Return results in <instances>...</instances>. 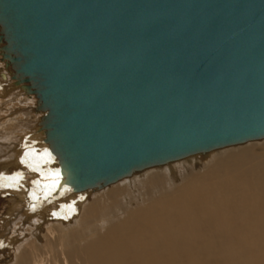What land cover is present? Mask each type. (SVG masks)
I'll list each match as a JSON object with an SVG mask.
<instances>
[{"label": "water", "instance_id": "95a60500", "mask_svg": "<svg viewBox=\"0 0 264 264\" xmlns=\"http://www.w3.org/2000/svg\"><path fill=\"white\" fill-rule=\"evenodd\" d=\"M0 26L21 55L7 54L22 73L8 88L30 82L40 100L34 132L53 165L49 198L174 162L206 141L264 139V0H0ZM145 112H177L195 132H171L174 149L158 150L140 126L134 156L119 161L131 120L157 123Z\"/></svg>", "mask_w": 264, "mask_h": 264}, {"label": "bare ground", "instance_id": "6f19581e", "mask_svg": "<svg viewBox=\"0 0 264 264\" xmlns=\"http://www.w3.org/2000/svg\"><path fill=\"white\" fill-rule=\"evenodd\" d=\"M4 34L6 33L1 30L0 26V38L5 40L4 44L0 43V51L3 59L7 60V63H3V65H7V67L12 65L15 72L13 78L17 80L22 74L18 71L20 65L14 62L12 57L7 54L10 53L12 56L21 55L10 47V43ZM13 39L15 40V38ZM28 43L29 48L31 41ZM36 51L40 50H30L32 54L36 53ZM35 62H37V59H35ZM28 68V65L24 64L21 70L26 73L29 70ZM7 77L9 78L6 74ZM30 84V82H22L18 86H24L32 93L35 92L38 97L34 89H28ZM8 94L7 92L2 95L0 93L4 100L2 98L0 100L2 106L5 103H14L15 98H4L9 96ZM33 100L35 99L33 98ZM20 103L25 106L15 107L14 103L12 104L13 107L8 106L9 108L6 109L9 111L6 112V119L3 121L4 118H0V137L2 140H9L12 145L15 143L14 139H21L26 132L33 131L42 116L39 112H37L36 116L31 114L37 110L36 106L40 104L39 97L38 102H34V108V105L30 106V102L27 100L24 101V105L23 102ZM176 113L145 112V116L155 120L156 124L141 121L134 117L131 120V127L127 131H123L119 138V145L115 152L117 155H122L119 161L126 162L128 159L126 156H134L132 148L136 141L146 132L150 136L149 143L158 150H163L162 146L174 149L175 143L173 144L170 140L171 132L174 134L179 132L182 134L183 131L188 134L195 132L189 119L184 118L183 115L180 117ZM145 125L149 127L146 132L140 129V126ZM179 125L182 129H177ZM10 134L13 136H10ZM42 136V134H35L34 139L37 142H34L35 145L33 147L11 148L12 154L9 151L8 154L1 155L2 157L4 156L1 158V162H5L6 165H8V162L24 163V159L31 151H45L46 147H41L44 145L38 143ZM247 142L233 143L227 146L234 145L237 147V144ZM225 148L226 146L209 148L206 141L203 144V148L196 150V154L200 158L206 157L208 151L214 152L218 149L220 152L217 151L218 153H215L217 156L223 154ZM0 150L2 151V149ZM255 150L254 147L248 146L238 152L229 153V156L225 159L216 157L217 163L209 173L200 175L196 173L195 176L194 174H186V178L183 173L179 175L180 178L177 181L175 178V181H171L170 184L161 178L158 179L159 182L157 183L156 181L158 180L156 179L150 183H142V186L149 187L150 197H144L139 204L135 203L141 195V192L137 189L139 184H137V174L143 172L145 167L135 169L132 173L118 178V182L113 186L111 185L107 190L105 197L100 200L89 201L82 214V223H85L82 225L83 228L81 230L83 235L76 238L71 227L63 229V227L55 225V223H48L45 229L37 232L36 239L32 240L29 246H26L27 243L23 245L24 247H29L31 251H27L25 255H18L17 261L13 262V264H264V156L255 153ZM196 154L187 157L182 156L171 163L151 164L146 167L148 170L157 168V170L167 173L174 171L178 173L183 170V162L190 158L195 160V162L201 160ZM38 158L35 169L37 172L41 170V162L48 160L49 157L45 153ZM33 160L31 161L33 162ZM39 174L37 175L36 173V180H38V176H42ZM13 180H15L14 177ZM42 180L46 181V179ZM42 180L41 182H43ZM16 181L18 182V180ZM36 183L39 184L40 182L37 181ZM25 185L32 188L33 184ZM16 186L8 185L9 189L20 199L33 198V191L36 195L38 194L35 189L28 193L25 187L23 189V186H20L22 188L20 189L22 190L21 192H18L20 190L15 192L16 189L14 188L18 187ZM159 186L161 188H157ZM170 186L169 192L156 197L155 190H162ZM47 191L46 195L50 193L51 189L48 194ZM42 197H45V195H42ZM68 198L62 201L59 200L63 202L64 209L67 207ZM148 199L149 201L142 204ZM132 203H135L134 208L131 207ZM22 206L23 204L20 207ZM16 209L14 212H21L19 210L21 208ZM33 210L27 209L25 214L22 212L25 216H19V220L23 221L24 218L31 219L29 216L34 213ZM221 214L224 215L225 219L230 220L228 221L230 223L229 226H226L228 229L223 227L225 225ZM45 216L44 214L40 215L38 220H44L47 218ZM38 220L32 221L31 225H29L32 232H35L36 227L34 229V226H37ZM105 220L110 223L105 224L104 222L105 225L99 223ZM87 224L88 228H86ZM24 230L26 231V229ZM24 230L22 229V234L25 232ZM32 236H35V233ZM13 237L17 236L13 235ZM18 250H20L19 247ZM18 253L21 252L19 251Z\"/></svg>", "mask_w": 264, "mask_h": 264}, {"label": "rangeland", "instance_id": "374dc122", "mask_svg": "<svg viewBox=\"0 0 264 264\" xmlns=\"http://www.w3.org/2000/svg\"><path fill=\"white\" fill-rule=\"evenodd\" d=\"M4 42H5V40H1V38H0V43L4 44ZM3 63L4 64L7 63V60L3 59L1 51H0V64H1L0 65V93H1V95L4 94V93L6 94V92H7V93H9L8 94L9 96H6L4 98H8V99L10 97L15 98L14 99V103L15 104L12 103V104L15 105V107H19L20 108L22 106V103H20V102H23V105H24V101L27 100L28 102H30L29 103L30 106L34 105L33 106V108H34L35 107V103L34 102H38V97L36 96V93L35 92L32 93V91L27 90L24 86H21V85L16 87V88L9 89L8 87H9L10 84H8V83H11L12 81H15V79L13 78V76L15 75V72H14V70L12 68V65L7 67V65L4 66ZM2 73L5 74V77L2 75ZM6 74H7V76H9V78L8 77L6 78ZM4 90H5V92H3ZM11 93L14 94V95L12 96ZM1 95H0V100L3 97V96L1 97ZM14 96H16V97H14ZM33 98L35 100H33ZM2 100H3V98H2ZM12 104H10V102H9V103H5L4 106H2V104L0 102V118L1 119L4 118L3 121L6 119V116H5L6 112H9L6 109L9 108L8 106L11 107ZM24 106H22V107H24ZM37 107L38 106H36V109H37ZM37 110L35 112L32 110L33 112L31 111L32 112L31 114H33V115L35 114V116H36V114H38L37 112H39V114L41 115L42 112L39 109H37ZM38 124H39V122L36 124V127L38 126ZM34 131H35V129L33 131L26 132V134L22 135L21 139H17V138H16V140L14 139L15 143H13V145L11 144V142L9 140L8 141L2 140L1 137H0V149H2V151L0 150L1 151L0 152V159L4 157V156L2 157L1 155L9 153L11 148L18 149V148H23V147H28V146L33 147L35 144L34 143L31 144V143L33 141H37L36 139H34L35 138V134H36ZM11 135L12 134H10V136ZM39 141H38V143L44 145V146H41V147H46L45 146L46 144L42 141V138H40ZM248 146L249 147H254L256 149L254 151L255 153H259L262 156H264V150H263V148H264V139H258V140H250L247 143L237 144V147L234 146V145L226 146V148L224 149L223 154H219L217 156L215 155V153L217 154L218 152H220V150H218V149H216L214 152L208 151L206 153V155H207L206 157H201L200 158L199 155L196 154L197 157L200 158L201 160L195 162V160L190 158L189 160L183 162V164H184V166L182 167L183 170H181L178 173H176V171H174L172 173L171 172L167 173V172L159 170V169L157 170V168L152 169V170H148L147 167L143 168L144 169L143 172L137 174V179H138L137 184L138 183L141 184L140 186L138 184V188L137 189L141 192V195L138 198V200L135 201V203L139 204L144 197H147V198L150 197V195H149L150 191H148L149 187L148 186H146V187L142 186V183H150L154 179L158 180V179L161 178V179H163V181H166V183L170 184L171 181H173V180L175 181V178H176V181H177L180 178L179 175H182L183 173H184L183 176L185 178L187 177V176H185L186 174H188V175L189 174H194V176H195L196 173L199 174V175L202 174V173H209V172H211V170L213 169V167L217 163L216 162V160H217L216 157H219L220 159L221 158L225 159L227 156H229V153L238 152V151L242 150V148L245 149ZM225 151H226V153H225ZM45 153H46V150L45 151L33 150V151H31L28 154V156H26V159H24V163L21 162V163L17 164L15 162L14 163L12 162L14 165L11 162H8V165H6L5 162H1L2 159L0 160V264H13V262L15 263V261H17V259H18L17 256L18 255L19 256H20V254L21 255H23V254L25 255L27 251L30 252L31 249L29 247L27 248L26 246H29L30 245L29 243L32 240L36 239L37 232L45 229V227L48 225V223H52V224L55 223V225H59V226L63 227V229L64 228L66 229L67 227L69 229V227H71L72 231H73V234H74V236L76 238L80 237V235H83V234H81V230L83 228L82 225L85 224V223H82V218H83L82 214L84 212V209H86L85 207L87 206V204H89L90 200H92V201L94 200L95 201V200H98V199L100 200L101 198L105 197V195L107 193V190L111 187V185L113 186V185H115L118 182V180H117V181H114V182L107 183V184L103 185L101 188L88 189V190H90L89 192L87 190L86 192H83V193H72V194H68L66 196L64 195L63 197H65V198L71 197V198L67 199V202H66V205H67L66 208L67 209L66 208L64 209L63 208V202H60L59 200L62 201L65 198H63L62 196H56L54 198H49L48 197V195L50 194V193L48 194V191H50V189H51V185H50L51 184L50 180L52 179L51 174L53 172V165L51 163V160L50 159H48V160L45 159L46 161H44L43 163L41 162V164H40V169L42 171L41 170L39 172L35 171L36 166H37L36 162L39 160L38 157L40 155L45 154ZM10 154H12V151H10ZM27 157H30V158L27 159ZM33 159H35V160H33ZM203 159H205V160H203ZM26 160H28V162H26ZM31 160H33V162ZM204 163H206V164H204ZM36 173H37V175L39 173L42 175V176H38V180L35 179ZM13 177H14L15 180H13ZM39 177H40V180H39ZM42 179H46V181L45 180L43 181ZM47 179H49V180L47 181ZM16 180H18V182ZM41 180L44 183L41 182ZM13 181H14V183H13ZM37 181L40 182L41 184L40 183L39 184L36 183ZM16 182H17V186L18 187L16 186ZM29 182L31 184H33V185L35 184L34 186L36 188L32 185L33 189L31 188V186H29L30 187V189H29L28 185H25V184H30ZM157 182H159V180L156 181V183ZM8 185L12 186V187L16 186L17 188H14V189H16L15 192L20 190V189H22L21 188L22 186H23V189L25 187V190H27L28 193H29V191H33L35 189L36 192L38 193L37 195L39 197L33 191V198H21L20 199L19 197H17L15 195V193H13L9 189ZM157 188H161V186H159ZM170 189H171V186L170 187H166L165 189H162V190H157V191L155 190L156 197L161 195V194H163V193L169 192ZM37 190H39V191H37ZM21 191L22 190H20L18 192H21ZM46 191H47L48 195H46ZM80 194H81V196H80ZM42 195L43 196L45 195V197H42ZM32 200H33V202H32ZM34 200H35V202H34ZM19 201L23 204L22 207H20L22 204L20 205ZM147 201H149V199L145 200L142 204L146 203ZM53 202H55L56 204L55 203L52 204ZM135 203L131 204L132 208H134ZM29 204H30V206H29ZM15 205H16V207L18 205L17 209H16ZM13 206L15 207L16 210L21 208V209H19L21 212H18V211H17L18 213L16 211L14 212L15 209H14ZM27 209L28 210L29 209H34L33 210L34 213H31L30 216H29V217H31V219L30 218H24L23 221L19 220L21 216H25L24 214L27 213ZM51 211H53L52 214H54V215H52V214L49 215V213ZM22 212H24V214ZM19 213L20 214L22 213V214L20 215ZM42 214L47 216V218H45L46 220L45 219L44 220H38V218ZM221 216L223 217V223L225 225L223 227L225 229L226 228L228 229V227H226V226H229L230 223L228 221H230V220L229 219H225L224 215H222V214H221ZM17 217H18V219H17ZM10 219H11V221H10ZM15 219H17V220H15ZM35 220H38L39 223L37 224V226H34V229L36 227L35 232H32V230H30V226L29 225H31L32 221L34 222ZM14 221H15V223H14ZM104 222H105V224L110 223V222H108V220L100 221L99 223L100 224L101 223L104 224ZM91 225L93 227V223ZM38 226H39V228H38ZM86 228H88V224L86 225ZM22 229L23 230L26 229V231L24 230L25 232L23 234H22ZM32 229H33V227H32ZM14 230H15V232H14ZM33 233H35V236H32ZM13 235L17 236V237L14 238ZM25 243H27V245L24 247L23 245ZM21 246H23V247H21ZM18 247H19L20 250H18ZM19 251L21 253L17 254V252H19Z\"/></svg>", "mask_w": 264, "mask_h": 264}, {"label": "crops", "instance_id": "0c3cea01", "mask_svg": "<svg viewBox=\"0 0 264 264\" xmlns=\"http://www.w3.org/2000/svg\"><path fill=\"white\" fill-rule=\"evenodd\" d=\"M34 142H37V141H33L32 143H34ZM32 143H31V144H32Z\"/></svg>", "mask_w": 264, "mask_h": 264}]
</instances>
